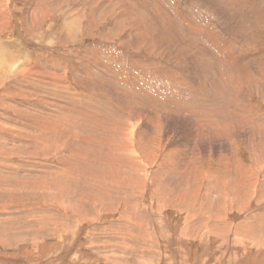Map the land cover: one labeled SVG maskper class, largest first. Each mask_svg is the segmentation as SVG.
I'll list each match as a JSON object with an SVG mask.
<instances>
[{
  "label": "rangeland",
  "instance_id": "obj_1",
  "mask_svg": "<svg viewBox=\"0 0 264 264\" xmlns=\"http://www.w3.org/2000/svg\"><path fill=\"white\" fill-rule=\"evenodd\" d=\"M35 1H37L38 3ZM35 1L15 0V6H13L15 8L13 13L5 15L7 19H9V27H2L4 30L0 35V132L3 133H0V250L6 253L5 255L7 256L8 260L6 261L7 263L5 262L6 264H29V262H26L24 259H22V257L26 255L27 249V251L30 252L33 244L43 241L42 243H51L50 245H53L55 243V245H57V243L59 241L61 242L62 239H64L65 244H69L67 245V247H71L72 250H67L69 248L68 247L66 248V252L62 250L61 254H59L60 252L57 251L55 247L50 251H46L47 253L45 252V255H48L49 259H54L55 262L52 261L53 264H75L78 263V259L82 264H86L88 262L89 256H91V259L93 261L91 262V264H97L95 263L94 259L99 260L100 258L104 260H101V263L99 264H157L158 261H163V263L166 264H173L175 261V252L173 253V251L175 249L180 250L182 247L183 248L181 250L183 252H181L180 250L181 253L179 255V252L177 250L176 255L181 257V260L185 264H188V253L190 249L188 251V248L180 245V247L176 246L174 243H171L169 245L170 242L168 243L167 241L171 238H174V236L166 234L155 224L157 223L156 221L161 220V218L159 215H155L156 212H154L153 209L156 208L150 205L152 202L157 199L163 200V203H166L165 205H167V214L170 215L172 212L175 213V210L185 211V214L183 215L184 220L187 219L189 215H193L195 223L191 224V226L200 227L204 230V224L210 225L212 220L224 215L226 211H231L229 209L230 207H237L238 210H243L244 208L247 209V206L248 208L250 207V202H258L261 208H263L264 210V139L262 138L256 139L254 141L250 140V142H247L248 140L245 141L246 138H244L245 142L243 141V138H240L235 143L236 151L233 156L220 157L215 155V153H212V155L208 158H205V156L202 155H198L199 151H197V148L193 149V152L195 153H193L194 158H186L185 155L184 158H181L180 156H177L180 154V152L174 153V151L179 148V146L176 145L175 142L177 141L178 137L182 138L180 130L181 133H183V129H178V132L175 135L161 134L157 136L155 142L152 144H147L143 140L139 142V146L140 144L142 145L140 147L144 152L147 150L145 152V159L153 166L156 165L157 168H159V170L156 168L154 170L155 172L149 173L150 178H152L151 180H154V184L156 182L155 186H157L158 189L154 187L153 190L151 186H148L147 192H145L144 183H141L143 181H140V179L134 182L135 184L132 183V185H130L131 187H129L127 183H125L124 185L119 184V182L116 183L118 175H127V170L125 171L124 169L120 168L119 170L118 168L116 170V168L108 167V171L102 168L103 170L101 169V172L100 168L96 165L97 163L93 161V159H90L92 158L95 151L97 152V150H87L89 153L88 161H91V163L86 162L80 164L81 162H79L80 165L86 166L85 168L88 171L89 169L90 172L93 171L92 175H94L92 177L89 176V178L86 179V177H82V174H79V172L77 171L76 173L78 175L75 173L76 177L72 178V176L74 175V172L72 171L73 166L67 164L72 159L68 158L69 152H67V145L69 144V140L71 138H69V132L65 131L66 126L75 127L77 128V130H87L89 127L91 128L89 129L91 133H99L98 143L100 149H98V151L103 153L105 149V142L103 138L104 127L108 125L112 127V124H116L119 122L117 119L121 115L119 111H117V109L119 108L120 104L128 102L126 99L127 94L130 96L132 95L128 90L130 86L135 83L138 85L139 83L140 85L145 86L146 89H151V87H153L152 89H155L154 91L156 93L160 92L159 94H163V96L168 95V91L174 92L175 90V93H177L181 92L182 89H188L189 87L187 86L189 84L183 82L185 77L183 79L180 71L175 68L172 71L173 73L170 72L171 74L168 73V75H166V73H163L162 76V73H160L159 71L143 72V67H149L150 63L153 64L152 66H155L159 63L160 67L166 69L165 64L163 65V63L169 62L176 65L179 64L178 62H180L182 68L186 67L182 70L187 72L188 67H191V61L187 56H184L180 52V50H176V53H174L172 47L180 42L179 38L177 39V36H174L177 43H163L159 45L158 42H155L154 36L149 35L148 33L146 36L142 35L141 40H137L134 36L136 33V31L134 30L131 32L132 35L129 36L134 37V42L132 41L134 44L132 42H130L129 44L128 41L123 40L126 36L125 31L127 27H129V24L124 23L125 26H122L123 23H119V19H121V15H119L121 13L120 10L125 13L129 11L131 18L134 12L135 14L141 15V12H136L138 10L129 8L127 5L118 4L114 5L113 8L107 5H103L102 7H100V0H46V3L45 0ZM146 1L148 2L149 0ZM161 1L162 5H159L162 6V9L166 11L161 12V14H166V16H168L166 18L167 20L169 18V15H171L175 20H179L178 22L181 23L180 19L176 18L177 13L174 12V3H172L171 0ZM233 1L234 0H211L207 2L206 0H204L197 6V4L194 5V0H188V3L186 2L187 5H182V7L184 6V8L182 9H185V14L189 15L193 22H197L199 23V25L201 22V29H203L204 25H207V27L204 30L205 35L203 36V38H197L198 44L193 41H188L187 43L183 44L187 46L188 50L191 49V47H189L190 44H195L197 47L200 46L198 47V49H201L200 51H202L201 53H203L204 56H202L201 54L200 56L198 55L197 58L198 61L199 59H201L197 68L199 74H202L198 76V79H200V83L198 84L199 89L196 87L192 88L190 85V89L188 91L189 95L188 93H186V96H183V98L190 97V99H187V101L186 99H183V101H179V107L185 108L186 106L185 109H187L191 106H198L204 110L209 103L208 97H210L211 99L213 98L212 103L221 104L223 106L225 104H228L229 102H233L234 96L235 98H240L242 96L241 94H239L241 93V89L236 93H233L232 91V87L234 88L235 84L238 83L240 85L241 78L238 76L237 69H234L235 65L232 64L229 60L231 57L229 55L225 56L226 52H224L221 47H226V49L228 50L244 47L247 50V54L249 53L251 57H264V30H262L264 28H258V30L255 29L258 32L253 36V41L250 42L249 45L244 44V39H242L241 36V26L242 24H244L241 22V20H243L242 18L244 17L243 11L241 9H236V4L235 2L233 4ZM149 2L150 4L147 5L148 9L144 10V13H146V15H150L149 11L151 8H153V12L152 9L151 12L155 16V8L158 6H153L154 4H152L151 1ZM155 3L158 5V0H155ZM213 5H215L214 7L219 6L223 9L221 15L219 16H222L221 18L223 19H228L226 25L222 22L223 19H221L220 22L218 21V16L212 18L213 13H211L208 9ZM149 6L152 7L150 8ZM33 7L36 8V10L38 9L37 11H35L36 15L34 21H32L33 19L31 18L29 19V13L32 12V10L34 9ZM1 10L7 11L8 9H0V11ZM222 14L225 15V17ZM24 15H26V19L23 17ZM174 15L176 16L174 17ZM156 21L157 22L155 24L151 25V29L157 27L154 30L159 31V29H161L160 24L157 19ZM209 21L212 23H210ZM35 22H37V24ZM1 24L6 25L5 22ZM223 27H225V29H223ZM237 28L239 30H237ZM28 29L29 31H25ZM250 29L254 30L253 28ZM208 33L214 34L218 41L221 43V46H218L213 41L209 42L208 40H206ZM184 36L188 37V31L184 34ZM123 43H125L127 46H125V44ZM201 44H203V47ZM107 49L111 51L108 50V52ZM219 54H221L222 56H219ZM108 56L111 57L109 58ZM131 56L133 58H131ZM217 56L219 58H222V62H220V59ZM135 57L137 58L134 59ZM145 57L150 58L151 62L150 60L146 63L142 62L141 59ZM263 63L264 61L261 63L260 67L262 75L264 74ZM207 64L211 65L207 66ZM259 64L260 63L256 61V65ZM30 65L33 67H37V69L39 68V70H45L46 74L42 76L49 77L45 78L39 76L41 78L40 83L29 81V79L24 76L23 69L26 66L28 67ZM252 66L253 64L249 63L246 65L245 69L252 70ZM76 67L80 69H77ZM208 68L209 70L207 71ZM211 68L215 69V71ZM123 69L125 71H123ZM84 71L86 74L84 73ZM111 74H113V76ZM129 74L130 76H128ZM172 74L176 77H174ZM79 75L82 76L80 77ZM133 75H136L138 80H135L134 77L132 78ZM78 76L80 79L76 78ZM236 76L240 79L238 80ZM170 77H172L173 79H170ZM50 78H53L54 80H50ZM91 81L96 82V84L95 91L92 95V97L94 98L91 97L90 99V93L82 85L84 84V82L88 83ZM247 82L252 87L255 84L252 78H248ZM12 86L15 87L16 90L9 91V88ZM121 87H123L129 93L124 92L125 94L122 95L123 91ZM200 87L204 88L200 89ZM104 88H108V94L106 95L107 97L111 95L115 96V98H113V101L110 102L116 103V94H121L120 97L123 101L118 102L119 105L117 103V105L113 108L114 111L113 109L110 110L113 111L112 113L114 114L110 113V116H108L107 119H101V121L107 123L106 125H103L101 123L100 126H88V124L86 126H83L81 123L85 124L88 121L87 119L91 118L90 115L99 113V111H104V109L108 110V107L104 104L102 99L103 94H106ZM112 88L117 89L116 94L115 92H113ZM149 89L148 91H150ZM157 89L159 92L157 91ZM196 89L199 93L196 92ZM29 90H31L32 92ZM97 91H100V97H97V95H95V92ZM148 91L147 94L149 93ZM21 92L23 94L25 92L26 93L25 95H23ZM73 95L75 96V98L72 97ZM133 95L132 97L134 98L135 96ZM148 95H150V97H148L147 102L156 104L161 103L164 105V103L157 97L152 96L150 93ZM172 95L174 96L173 93ZM28 96H32L33 99L29 98ZM193 96L199 97L200 99H194ZM258 96L261 98L262 95H258V93L253 92L252 101L254 102V105L260 106L259 108L261 109H259L258 111L260 113L262 112L263 114L264 103L258 100ZM175 97L177 96L175 95ZM88 99L91 100L89 101L90 103L93 101L92 104L87 101ZM134 99L136 101L133 100L131 102H138L140 104L139 106L141 107H150V104H148L147 102H140L136 97ZM83 102L86 103L83 104ZM21 103L24 105L22 106V108ZM30 104H32L33 108L37 110L33 111L31 109L28 113L25 109L27 106L30 109ZM97 105H99V107ZM130 107L136 108V106L132 104H130ZM169 107L175 109L177 108L174 104H170ZM166 108L167 107L165 106L164 109L159 110L158 115L163 114ZM2 110L3 112H1ZM84 113L89 116L88 117L86 115V120L80 117ZM111 114L115 117L113 116L112 118ZM78 118L80 121L77 120ZM177 121L181 122L182 119H178ZM40 122L43 124H41ZM75 122H78L79 124L77 125V123ZM260 122V125L263 127L260 131H257L261 136L264 134V121L262 122L260 120ZM84 127L87 128L85 129ZM140 128H142V126ZM6 136L9 138H7ZM54 137L57 139L58 146V153H55V157L57 154L58 155L57 158H52V164V162L46 161L38 154H43L47 149L50 148L52 142L46 141L51 140V138ZM21 141H23L27 145L22 146ZM30 141H34V144H30ZM76 143L77 146L82 147L81 141ZM161 146L162 148H164L162 151H159ZM32 147H35L37 149H34ZM64 148L66 153L62 151ZM157 150L159 151V154L156 156ZM151 151L153 155L151 154ZM59 154L61 156H59ZM146 155H148L147 158ZM196 159H198L197 168L188 170L187 166L189 165V163ZM105 161L107 162V157L103 156L104 164L106 163ZM180 164L182 166H180ZM35 165L39 167L35 169ZM44 165H52V167L54 168L51 167L45 172ZM90 165H93L95 168ZM95 165L97 166V171L99 172H96ZM177 166H180V168L183 167L184 170H178L176 168ZM103 171L116 174H113V178H111V180L110 178H108L112 183L108 179H105V182L104 178L98 177L100 173H103ZM160 171L162 173H160ZM259 177L260 180L259 183H257V179ZM82 179L86 182H83ZM3 180L5 183L3 182ZM103 182L106 184H104ZM33 183L35 184L33 185ZM256 183L257 189L260 190L259 195H256L255 193ZM134 185H137V188ZM149 191L151 192V195L149 194ZM197 191L199 192L197 193ZM47 192L49 194H52L49 195ZM178 193L180 194L178 195ZM131 194L133 195V197ZM52 196H54V199L52 198ZM163 196L166 197L164 198L165 201L163 198H161ZM171 197H173L174 199ZM184 197L187 198L185 199ZM168 198H170V200ZM172 200L173 202H171ZM120 204H122L123 206H120ZM132 204H134L133 206H135L137 210L135 207H132ZM152 212L155 214H153ZM106 214H108L110 217H116L101 220V218ZM91 218H94V221H97V224L89 228L86 225L84 227L83 238L75 240L77 238V236L75 235V229H77L78 227L77 223L85 221L86 219L87 220L85 223H87L88 219ZM164 223L165 221H162V224ZM234 226L235 228L231 230H235L237 232L236 237L238 239H241V236L244 235H246V238H249L251 235L250 238L253 242L257 241V239H260L264 242V211L251 213L250 215H247L246 219H244L242 222L240 220L236 221ZM215 227L217 229V234H219L220 236L226 235L228 229L224 224L217 222L215 224ZM143 228L145 230H143ZM196 229L198 228L185 227V230L183 232L191 234ZM157 230L159 231L157 232ZM160 231L162 234L160 233ZM229 233L230 231L228 232L227 237H229ZM254 233L258 235L255 234V236ZM61 235L63 236L62 239ZM175 237L179 236L176 235ZM69 239H73L74 242H70L71 240ZM1 240L3 242H1ZM79 241L84 247L79 243ZM150 241H152L153 243ZM77 242L79 245L77 244ZM76 245H78V247ZM200 245L201 246H199V248L203 249V253H210L211 249L209 248L206 239L203 243H200ZM123 246L126 247L123 248ZM218 246L220 245H217V247ZM76 248H79L80 253H78V250H76ZM164 249L165 251H163ZM51 253H53V255ZM81 253H83V257H80L78 255ZM86 253L89 255H87ZM202 255L200 254L199 262L202 258ZM64 256L66 257V259L64 258ZM13 258H16V260L14 259V261ZM32 259L38 258L34 255ZM172 259L174 261H172ZM227 259L229 260L230 258L226 257L225 260Z\"/></svg>",
  "mask_w": 264,
  "mask_h": 264
},
{
  "label": "bare ground",
  "instance_id": "obj_2",
  "mask_svg": "<svg viewBox=\"0 0 264 264\" xmlns=\"http://www.w3.org/2000/svg\"><path fill=\"white\" fill-rule=\"evenodd\" d=\"M35 1V0H34ZM152 2V4H154L153 6H158L155 8V16L154 14H152L153 12V8H151L152 6H149L152 9H150V15H146V13H144V10H147L148 6L150 4V2ZM148 2L146 0H100L99 4L101 5L100 7H102L103 5H107L111 8L114 7V5H127L129 8H133L136 9L138 11L136 12H141V15L135 14V12L132 15H130V12L128 11L127 13L122 12L119 14L121 15V19H119V23H123L122 26H125L124 23H128L129 27H127L125 34L126 36L124 37L123 40H126L129 42H132L134 37L131 36L129 37L132 31H136L135 33V38L137 40H141V36L144 35L146 36L147 33L149 35L154 36L155 38V42H158L159 45L163 44V43H177L176 38L174 36H177V39L179 38L180 42L177 45V49H176V45L172 47V49L174 50V53H176V50H180V52L184 55L187 56L190 59V68L188 67L187 72L183 71L182 69H185L186 67L181 66L180 62H178L179 64H174V63H163V65L165 64V68L163 69L162 67H160L159 63L156 64L155 66H152L153 64H149V67H143V72H148V71H159L160 73H163L166 75H168V73H173V69H177L178 71H180V74L182 75L184 81L186 82L187 86L192 88H198V84L200 83V79H198L199 75V71H198V65L201 61V59H199L198 61V55L200 56L203 53H201L202 51H200L198 49V47L200 46H196L195 44H190L189 47H191V49L188 50L187 46L183 45L185 43H187L188 41H193L196 44L197 43V38H203V36L205 35V29L207 27V25H204L203 29L200 28L201 26V22L200 25L197 22H193V20H191V18L189 17V15L185 14V9L183 10L182 8H184V6L182 7L183 4L188 3V0H171L174 6V12L177 13V17L180 19L179 23L177 20H175L171 15H169L168 20L166 19L168 16H166V14H161V12H166L164 9H162V6H160L159 4H161V0H158V5L155 3V0H149ZM204 0H194V5L200 4L202 3ZM207 2L211 1V0H206ZM37 2V1H35ZM43 2V1H42ZM187 2V3H186ZM232 2V1H231ZM236 4L235 7H237L236 9L238 10H242L243 11V20H241L242 23V31H241V36L242 39H244V44H248L250 42H252V38L253 36L258 32L255 29L258 30V28L262 29V27L264 28V0H234L233 4ZM38 3V2H37ZM46 3V0H45ZM55 3V2H54ZM30 4V3H29ZM47 5V4H46ZM162 5V4H161ZM192 5V4H190ZM192 5V6H194ZM15 6V0H0V9H8L7 11H0V35L3 32V28L2 27H9V19H7V17L5 16L6 14L9 15L11 13H13ZM34 6V5H32ZM92 6V5H91ZM160 6V7H159ZM215 5L211 6L208 10L213 13V17L215 18L218 16V21L220 22L222 16L221 12H222V8L219 6L214 7ZM34 8V7H33ZM37 8V6H36ZM36 8H34L32 10L31 13H29V19H33L32 21H34L35 18V11ZM110 8V9H111ZM167 8V7H166ZM188 8V7H187ZM186 8V9H187ZM109 9V10H110ZM129 10V9H127ZM191 10V9H190ZM27 11V10H26ZM43 11V10H42ZM101 11V10H100ZM111 11V10H110ZM113 11V10H112ZM45 12V11H44ZM43 12V13H44ZM187 12V11H186ZM189 12V11H188ZM240 12V11H239ZM47 13H48V9H47ZM231 13V12H230ZM229 13V14H230ZM241 13V12H240ZM25 14V13H24ZM189 14V13H187ZM39 15V14H38ZM41 15V14H40ZM98 15V14H97ZM101 15V14H100ZM168 15V14H167ZM223 15V14H222ZM227 15V14H226ZM232 15V14H231ZM230 15V16H231ZM26 15H24L23 17L25 18ZM107 16V15H106ZM176 15H174L175 17ZM210 16V15H209ZM225 17V15H223ZM237 16V15H236ZM11 17V16H10ZM155 18V19H153ZM211 18V17H210ZM227 18V17H226ZM232 18V17H231ZM241 18V17H240ZM26 19V18H25ZM28 19V18H27ZM99 19V17H98ZM156 19L159 21L160 24V28L159 31L154 30L156 28L151 29V25L155 24L157 21ZM167 21H166V20ZM235 20V19H234ZM96 21V20H95ZM102 21V20H101ZM100 21V22H101ZM130 21V22H129ZM214 21V20H213ZM217 21V19H216ZM228 19H223V23L226 25L227 24ZM5 22L6 25H2L1 23ZM24 22V21H23ZM210 22V21H209ZM32 23V22H31ZM37 24V22H35ZM99 23V22H98ZM212 23V22H210ZM229 23V22H228ZM220 24V23H219ZM94 25V24H93ZM199 25V26H198ZM95 26V25H94ZM133 26V27H132ZM158 26V25H157ZM30 27V26H29ZM32 27V24H31ZM117 27V26H116ZM195 27V28H193ZM214 27V26H213ZM227 27V26H225ZM225 27H223V29H225ZM125 28V27H124ZM250 28H253L254 30H251ZM117 30V29H116ZM237 30H239L237 28ZM264 30V29H262ZM25 31H29L25 30ZM188 31V37H185L184 34ZM218 31V30H217ZM261 31V30H260ZM123 32V31H122ZM227 32V31H226ZM234 32V31H233ZM27 33V32H26ZM107 33V32H106ZM237 33V32H236ZM235 33V34H236ZM260 33V32H259ZM108 36V35H107ZM105 37V36H104ZM116 37V36H115ZM224 37V36H223ZM226 37V36H225ZM108 38V37H107ZM94 39V38H93ZM112 39V38H111ZM227 39V38H226ZM236 39V38H235ZM136 40V41H137ZM209 42L213 41L215 42L218 46H221V43L218 41V39L215 37L214 34L208 33L207 35V39ZM229 40V39H227ZM121 41V40H120ZM119 41V42H120ZM153 41V40H152ZM230 41V40H229ZM134 42V41H133ZM132 42V43H133ZM121 43V42H120ZM111 44V43H110ZM125 44V43H123ZM134 44V43H133ZM148 44V43H147ZM157 44V45H158ZM136 45V44H135ZM203 47V44H201ZM109 46V45H107ZM125 46H127L125 44ZM113 47V46H112ZM134 47V46H133ZM145 47V46H144ZM119 48V47H118ZM126 48V47H125ZM222 50H224V52H226V55H229L231 58L229 59L230 62L232 64L235 65L234 69H237L238 72V76L241 78L240 80V85L235 84L234 88L232 87V91L233 93L238 92L241 89V94L242 96L240 98H235L233 99V102H229L228 104L225 105H221V104H215L212 103V99L210 97L208 100V104L207 107L203 110L202 108L198 107V106H191L190 108H186V104L184 105L185 108L183 107H179V101H183V99L187 101V99H190V97H186L183 98V96L188 93L189 91V87L188 89H182L181 92H177L175 93L173 91H168V95L163 96V94H159L156 93L151 87V89H149L150 91H148V89L145 88V86H142L138 83V85L135 83L132 86L129 87V92L130 94H134L133 96H135L140 102H147L148 97H150V95H148L149 93L154 96L157 97L158 99H160L164 105L167 107L166 110L164 111L163 114L158 115V111L161 109H164V105L161 103H149L150 107H141L139 106L140 104L138 102H131V101H136L132 95H126V99L128 102L126 103H122L119 105L118 102L123 101L121 99V94H116L117 93V89H113V92H115L117 98H116V103L115 102H110L113 101V98H115V96L111 95L109 97H107L106 95L108 94V88H104V91L106 92V94H103L102 99L104 104L108 107V110L104 111H99V113H92L93 115H90L91 118L87 119L86 115L87 114H83V115H79L82 119H87L88 121L83 124L81 123L83 126L87 125H96V126H100L101 123L103 125H106L107 123H104L103 121H101V119H104L108 116H110V113H112L114 111V107L117 105H119V108L117 109V111H119L120 113V117L117 119L119 122L116 124H112V127L110 125L105 126L104 127V142H105V149L102 152H99L98 149L99 148V143H98V137H99V133H91L88 127L87 130H77V128L75 127H70V126H66L65 127V131L69 132V138H71L69 140V144L67 145V152H69L68 158L71 159L70 162H68L67 164L73 166L72 171L75 173L78 171L79 174H82L81 176L89 178L92 177V172H90L85 168L86 166L80 165L82 163H91V161L89 160V153L88 151L91 150H97V152L95 151V153L93 154L92 158L93 161H95L97 164V166L100 168V170L103 169H108V167L110 168H119L120 169H124L125 171L127 170L128 173H126L127 175H118V179L116 180V183L119 182V184L124 185L125 183H127L129 185V187H131L130 185L135 184L134 182H136L137 180L140 179V181H143L141 183H144V189L145 192H147V187L151 186V188L154 190V187L157 188V186H155L154 184V180H151L152 178H150V172L153 173L155 172L154 170L157 168L156 165H152L151 163H149L146 159H145V152L147 151H143L141 149L140 146H142L140 144L139 146V142L141 141H145V143L149 144V143H154L155 139L157 138V136L164 134H171V135H175L178 132V129H183V133H181L180 130V134H182V138H177V141L175 142L176 145L179 146V148H177L174 153H178L180 152L179 155L181 158H184V155L186 156V158H194V152L193 149L197 148L198 155H202L205 156V158H208L209 156L212 155V153H215V155L220 156V157H225V156H233L235 154V143L238 141V139L244 138L245 141L250 142L254 141L256 139L262 138L264 139V134L260 136V134L258 133V131H260L262 129L263 126L260 125V120L263 122L264 119V113L262 114V112L260 113L258 110L261 109L259 108L260 106H256L254 105L253 101H252V96H253V92L258 93V95H262L261 98L259 97L258 100H260L262 103H264V74L262 75V72L260 71V67H261V63L264 61V57L262 58H253L250 56V54H247V50L244 47L241 48H234V49H226V47H221ZM103 49V48H102ZM101 49V50H102ZM130 49V48H128ZM203 49V48H202ZM109 49H107L108 51ZM115 50V49H114ZM133 50V49H132ZM139 50V49H138ZM172 50V52H173ZM210 50V49H209ZM213 50V49H212ZM100 51V50H99ZM104 51V50H103ZM111 51V50H109ZM108 51V52H109ZM124 51V50H123ZM127 51V50H126ZM166 51V50H165ZM119 52V51H118ZM125 52V51H124ZM136 52V51H135ZM141 52V51H140ZM106 53V52H105ZM123 53V52H122ZM173 53V54H174ZM101 54V53H100ZM110 54V53H109ZM132 54V52H131ZM224 54V53H223ZM102 55V54H101ZM106 55V54H104ZM119 55V53H118ZM136 55V54H135ZM148 55V54H146ZM221 54H219L220 56ZM133 56V55H132ZM131 56V58H133ZM222 56V55H221ZM109 57V56H108ZM111 57V56H110ZM109 57V58H110ZM117 57V55H116ZM115 57V58H116ZM140 57V56H139ZM218 57V56H217ZM108 58V59H109ZM114 58V60H115ZM124 58V57H123ZM130 58V59H131ZM137 57H135L134 59H136ZM202 58V57H201ZM215 58V57H213ZM212 58V59H213ZM219 58V57H218ZM225 58V57H224ZM72 59V58H71ZM113 59V58H112ZM120 59V58H119ZM217 59V58H216ZM220 62H222V58L220 57ZM226 59V58H225ZM111 60V59H110ZM109 60V61H110ZM117 60V59H116ZM151 62L150 58H142L141 61L142 62ZM263 60V61H262ZM121 61V60H119ZM123 61V60H122ZM140 61V60H139ZM213 61V60H212ZM256 61H258L260 64L256 65ZM106 62V61H105ZM124 62V61H123ZM160 62V61H159ZM175 62V61H174ZM113 63V62H112ZM122 63V62H120ZM153 63V62H152ZM212 63V62H211ZM253 64L252 66V70H247L245 69L247 64ZM30 64V63H29ZM115 64V63H114ZM130 64V63H129ZM185 64V63H184ZM106 65V64H105ZM123 65V64H122ZM211 64H207V66H209ZM213 65V64H212ZM215 65V63H214ZM4 66V65H3ZM40 66V65H39ZM44 66V65H43ZM65 66V65H63ZM62 66V67H63ZM116 66V65H115ZM264 66V63H263ZM262 66V67H263ZM139 67V66H138ZM234 67V66H233ZM77 68V67H76ZM125 68V66H124ZM53 69V68H52ZM80 69V68H77ZM83 69V68H82ZM108 69V68H107ZM128 69V68H127ZM213 69V68H211ZM210 69V70H211ZM54 70V69H53ZM61 70V69H60ZM69 70V69H68ZM89 70V69H88ZM121 70V68H120ZM209 70V68L207 69V71ZM215 71V69H213ZM262 70V69H261ZM11 71V70H10ZM20 71V70H19ZM50 71V70H49ZM56 71V70H55ZM76 71V70H75ZM78 71V70H77ZM87 71V70H86ZM123 71H125L123 69ZM192 71V73H191ZM24 72V76L27 77L29 79V81H33L36 83H40L41 82V78L39 76L45 75V70H39V68L37 69V67H33V66H26L23 69ZM58 72V71H57ZM83 72V71H82ZM236 72V71H235ZM85 73V71H84ZM89 73V72H88ZM124 73V72H123ZM170 73V74H171ZM50 74V73H49ZM48 74V75H49ZM64 74V73H63ZM66 74V73H65ZM81 74V73H79ZM86 74V73H85ZM155 74V73H154ZM169 74V75H170ZM215 74V72H214ZM55 75V74H54ZM62 75V74H61ZM113 76V74H111ZM115 75V74H114ZM123 75V74H122ZM173 75V74H172ZM180 75V76H181ZM236 75V74H235ZM56 76V75H55ZM80 76V75H79ZM78 77V79H80ZM82 76V75H81ZM80 76V77H81ZM107 76V75H106ZM130 76V74L128 75ZM160 76V75H159ZM174 76V75H173ZM172 76V77H173ZM212 76V75H211ZM250 76V77H249ZM42 77H49V76H42ZM51 77V76H50ZM65 77V76H64ZM70 77V76H69ZM84 77V75H83ZM123 77V76H122ZM135 78V80L137 78L136 75H133L132 78ZM170 77V79L172 78ZM176 77V76H174ZM210 77V76H209ZM215 77V76H214ZM230 77V76H229ZM237 77V76H236ZM239 77L238 80L240 79ZM54 78V77H53ZM53 78H50L53 79ZM74 78V77H73ZM90 78V77H89ZM163 78V77H162ZM181 78V77H180ZM208 78V77H207ZM248 78H252L253 81L255 82L254 86H250V84L247 82ZM91 79V78H90ZM111 79V78H110ZM173 79V78H172ZM176 79V78H175ZM54 80V79H53ZM71 80V79H70ZM93 80V78H92ZM99 80V79H98ZM107 80V78H106ZM204 80V78H203ZM209 80V79H208ZM45 81V80H44ZM78 81V80H77ZM81 81V80H80ZM103 81V80H102ZM101 81V82H102ZM125 81V80H124ZM129 81V79H128ZM181 81V80H180ZM251 81V79H250ZM83 82V81H82ZM100 82V81H99ZM117 82V81H116ZM123 82V81H122ZM174 82V81H173ZM35 83V84H36ZM49 83V82H48ZM74 83V82H73ZM106 83V82H105ZM178 83V82H177ZM185 83V85H186ZM34 84V83H33ZM55 84V83H54ZM95 84L96 82H88L82 85L89 93V98L91 99L93 92L95 91ZM253 84V83H252ZM38 85V84H37ZM56 85V84H55ZM98 85V84H97ZM146 85V84H143ZM155 85V84H154ZM183 85V84H182ZM54 86V85H52ZM105 86V85H104ZM120 86V85H119ZM157 86V85H156ZM164 86V85H163ZM169 86V85H168ZM167 86V87H168ZM181 86V85H180ZM241 86V87H240ZM22 87V86H21ZM35 87V86H34ZM159 87V86H158ZM185 87V86H184ZM184 87H180V88H184ZM205 87V86H204ZM202 87V88H204ZM8 88V87H7ZM19 88V87H18ZM82 88V87H81ZM120 88V87H119ZM176 88V87H174ZM200 87V89H202ZM228 88V87H227ZM30 89V88H29ZM44 89V88H43ZM60 89V88H58ZM101 89V88H99ZM110 89V87H109ZM123 94H125L124 92H128L127 90H125L123 87H121ZM167 89V88H165ZM170 89V88H168ZM172 89V88H171ZM199 89V88H198ZM12 90H16L15 87H10L9 91ZM64 90V89H63ZM81 90V89H80ZM84 90V89H83ZM193 90V89H192ZM197 90V89H196ZM217 90V89H216ZM31 91V90H29ZM72 91V90H71ZM147 91L149 92L147 94ZM32 92V91H31ZM80 92V91H79ZM128 92V93H129ZM136 92V94H135ZM138 92V93H137ZM162 92V91H161ZM198 92V90L196 91ZM202 92V90H201ZM22 93V92H21ZM26 93V92H25ZM25 93L23 95H25ZM69 93V92H68ZM119 93V91H118ZM172 93L174 94V96L172 95ZM191 93V90H190ZM193 93V92H192ZM199 93V92H198ZM197 93V94H198ZM72 94V92H71ZM81 94V93H80ZM59 95V94H58ZM62 95V94H61ZM95 95H97V97H100V91L95 92ZM172 95V96H171ZM175 95L178 97H175ZM189 95V93H188ZM193 95V94H192ZM219 95V94H218ZM78 96V95H77ZM88 96V95H87ZM186 96V95H185ZM221 96V94H220ZM225 96V95H224ZM19 97V96H18ZM29 98L33 99L32 96H28ZM71 97V96H70ZM73 98H75V96H72ZM80 97V95H79ZM82 97V96H81ZM96 97V98H97ZM194 97V96H193ZM228 97V96H227ZM24 98V97H23ZM66 98V97H65ZM94 98V97H92ZM145 98V99H144ZM192 98V96H191ZM4 99V97H3ZM30 99V100H31ZM70 99V98H69ZM155 99V98H154ZM153 99V100H154ZM194 99H200L199 97H194ZM193 99V100H194ZM8 100V98H7ZM26 100V99H25ZM75 100V99H73ZM79 100V99H78ZM22 101V100H21ZM37 101V100H36ZM84 101V100H83ZM88 102L91 100H87ZM96 101V100H95ZM102 101V100H101ZM189 101V100H188ZM230 101V100H229ZM82 102V101H81ZM93 102V101H92ZM92 102L90 104H92ZM17 103V102H15ZM72 103V102H70ZM77 103V102H76ZM86 102H83V104ZM98 103V102H97ZM188 103V102H187ZM35 104V103H34ZM69 104V103H68ZM80 104V103H79ZM96 104V103H95ZM130 104L135 105L136 108H131ZM170 104H174L177 108H172L169 107ZM182 104V103H181ZM28 105V104H27ZM38 105V104H37ZM89 105V104H88ZM101 105V104H99ZM99 105H97L99 107ZM104 105V106H105ZM192 105V104H191ZM22 106H24L21 103V108ZM36 106V105H35ZM96 106V107H97ZM183 106V105H181ZM66 107V106H64ZM74 107V106H73ZM106 107V108H107ZM189 107V106H188ZM9 108V107H8ZM11 108V107H10ZM43 108V107H42ZM69 108V107H68ZM37 110L33 108V105L30 104V109L27 106L26 107V111L29 113V110ZM45 109V107H44ZM51 109V108H50ZM96 109V108H95ZM113 111H110L112 110ZM12 110V109H11ZM10 110V112H11ZM88 110V109H87ZM94 110V108H93ZM92 110V111H93ZM84 111V110H83ZM261 111V110H260ZM3 112V110L1 111ZM59 112V111H58ZM82 112V111H81ZM80 112V113H81ZM86 112V111H85ZM6 113V112H5ZM36 113V112H35ZM47 113V112H46ZM76 113V111H75ZM116 113V111H115ZM259 113V115H258ZM14 114V112H13ZM12 114V115H13ZM114 114V113H112ZM111 114V115H112ZM77 115V117H78ZM119 115V114H118ZM5 116V115H4ZM20 116V115H19ZM43 116V114H42ZM70 116V115H69ZM88 116V115H87ZM114 115H112L113 118ZM89 117V116H88ZM115 117V116H114ZM80 118V119H81ZM117 118V117H116ZM24 119V118H23ZM76 119V117H75ZM178 119H182L181 122H178ZM79 120V118L77 119ZM76 120V121H77ZM84 120V121H85ZM116 120V119H115ZM80 121V120H79ZM82 121V120H81ZM83 122V121H82ZM24 123V122H23ZM41 123V122H40ZM77 125L79 124L78 122ZM2 124V123H1ZM43 124V123H41ZM40 124V125H41ZM80 124V125H81ZM38 126V125H37ZM76 126V125H75ZM142 126V128H140ZM91 127V126H90ZM42 128V127H41ZM57 128V127H56ZM81 128V126H80ZM85 128V127H84ZM87 128V127H86ZM85 128V129H86ZM100 128V127H99ZM44 130V129H43ZM258 130V131H257ZM41 131V130H40ZM1 133V132H0ZM3 134V133H1ZM3 136V135H2ZM9 136V135H8ZM7 137V136H6ZM59 137V136H57ZM9 138V137H7ZM11 138V136H10ZM63 138V136H62ZM159 138V137H158ZM14 139V138H13ZM22 139V137H21ZM59 139V138H58ZM60 140V139H59ZM164 140V139H163ZM242 140V139H241ZM61 141V140H60ZM81 141V145L82 147L77 146L76 142H80ZM244 141V142H245ZM261 141V140H260ZM22 142V146L27 145L26 143ZM26 142V141H25ZM46 142H52L51 146L49 149L46 150L45 153L41 154L39 153L38 155L40 157H43L46 161H50L52 162V158L55 157V153L57 152V139L51 138V140H48ZM158 142V141H157ZM242 142V141H241ZM259 142V141H258ZM143 143V142H142ZM30 144H34V141H30ZM144 144V143H143ZM144 146V145H143ZM166 146V145H165ZM146 147V145H145ZM144 147V148H145ZM34 149H37L35 147H32ZM143 148V147H142ZM164 148V147H163ZM162 146L160 147L159 151L163 150ZM147 149V148H146ZM59 150V149H58ZM62 150V149H61ZM88 150V151H87ZM65 152V148L62 150ZM159 151L157 150L156 156L159 154ZM66 153V152H65ZM148 153V152H147ZM194 153V154H193ZM152 154V151H151ZM150 154V155H151ZM58 155V154H57ZM57 155L55 158H57ZM64 155V154H63ZM83 155V156H82ZM107 157V162L104 164L103 162V156ZM115 155V156H113ZM153 155V154H152ZM59 156H61L59 154ZM148 155H146L147 158ZM67 157V156H66ZM64 157V158H66ZM84 157V158H83ZM91 157V156H90ZM150 157V156H149ZM152 157V156H151ZM235 157V156H234ZM61 158V157H60ZM179 158V157H178ZM197 160H194L192 162L189 163V165L187 166L188 170L191 169H196L197 168ZM65 161V160H64ZM69 161V160H68ZM79 162H81L79 164ZM153 162V161H152ZM182 163V162H181ZM53 164V162H52ZM95 164V163H94ZM63 165V164H62ZM95 165V166H96ZM167 165V164H166ZM66 166V165H65ZM70 166V167H71ZM93 166V165H90ZM97 166H96V172L97 171ZM180 166H182L180 164ZM180 166H177L176 168L178 170H184L183 167L180 168ZM39 166L35 165L34 168H38ZM52 165H44V170L46 172L47 169L51 168ZM263 167V165H262ZM33 168V169H34ZM54 168V167H52ZM90 168V167H89ZM92 168V167H91ZM93 168H95L93 166ZM167 168V167H166ZM102 169V170H103ZM159 170V168H157ZM69 170V169H68ZM71 170V169H70ZM101 170V172H102ZM171 170V169H170ZM32 171V170H31ZM43 171V170H41ZM82 171V172H81ZM108 171V170H107ZM124 171V172H125ZM174 171V168H173ZM186 171V170H185ZM67 172V171H66ZM171 172V171H170ZM188 172V171H187ZM4 173V172H3ZM49 173V171H48ZM47 173V174H48ZM60 173V172H59ZM119 173V172H118ZM117 173V174H118ZM157 173V172H156ZM160 173H162L160 171ZM165 173V172H164ZM163 173V174H164ZM264 173V172H263ZM30 174V173H29ZM39 174V173H38ZM54 174V173H53ZM77 174V173H76ZM99 174V173H97ZM114 174V173H113ZM113 174L111 172H104L100 173V175L98 177L100 178H104V181L106 182L105 179L113 178ZM120 174V173H119ZM146 174V175H145ZM162 174V176H163ZM40 175V174H39ZM42 175V174H41ZM67 175V173H66ZM73 177H76L75 176ZM78 175V174H77ZM116 175V174H114ZM145 175V176H144ZM152 175V174H151ZM159 175V174H158ZM167 175V174H166ZM264 175V174H263ZM261 175V176H263ZM55 176V175H54ZM53 176V177H54ZM58 176V175H57ZM80 176V177H81ZM96 176V175H95ZM156 176V175H155ZM154 176V177H155ZM260 176V177H261ZM5 177V176H4ZM43 177V176H42ZM152 177V176H151ZM159 177V176H158ZM260 177L257 179V183H259ZM15 178V177H14ZM70 178V177H69ZM116 178V176H115ZM157 178V177H156ZM201 178V177H200ZM264 178V177H263ZM11 179V178H10ZM57 179V178H56ZM76 179V178H75ZM74 179V181H75ZM85 179V180H86ZM96 179V178H95ZM142 179V180H141ZM163 179V178H162ZM161 179V180H162ZM204 179V178H202ZM12 180V179H11ZM50 180V179H49ZM89 180V179H88ZM102 180V179H100ZM109 180V179H108ZM109 180V181H110ZM114 180V181H115ZM166 180V179H165ZM83 182H86L82 179ZM99 181V180H98ZM96 181V182H98ZM152 181V182H151ZM167 181V180H166ZM201 181V180H199ZM4 182V180H3ZM15 182V181H12ZM18 182V181H17ZM57 182V181H56ZM78 182V181H77ZM100 182V181H99ZM111 182V181H110ZM139 182V181H138ZM151 182V183H150ZM159 182V181H158ZM205 182V181H204ZM256 182V180H255ZM5 183V182H4ZM36 183V182H35ZM33 183V185L35 184ZM48 183V182H47ZM50 183V182H49ZM55 183V182H53ZM79 183V182H78ZM102 183V182H101ZM104 183V182H103ZM108 183V181H107ZM112 183V182H111ZM115 183V182H114ZM160 183V182H159ZM254 183V182H253ZM257 183H256V195L260 194V190L257 189ZM19 184V183H18ZM39 184V183H38ZM42 184V183H41ZM61 184V183H60ZM82 184V183H81ZM106 184V183H104ZM140 184V183H139ZM255 184V183H254ZM8 185V184H7ZM15 185V184H14ZM46 185V183H45ZM54 185V184H53ZM138 185V184H137ZM137 185L136 186L137 188ZM259 185V184H258ZM43 186V185H42ZM68 186V185H67ZM121 186V185H120ZM162 186V185H161ZM160 186V187H161ZM35 187V186H34ZM44 187V186H43ZM61 187V186H60ZM72 187V186H71ZM106 187V185H105ZM127 187V185H126ZM5 188V187H4ZM69 188V187H68ZM254 188V189H255ZM119 189V188H118ZM151 189V190H152ZM158 189V188H157ZM162 189V188H161ZM36 190V189H35ZM59 190V189H58ZM150 190V191H151ZM201 190V189H200ZM199 190V191H200ZM70 191V190H69ZM149 191V192H150ZM163 191V190H162ZM197 191V193L199 192ZM125 192V191H124ZM131 192V191H130ZM143 192V191H141ZM144 192V193H145ZM156 192V190H155ZM160 192V191H159ZM48 193V192H47ZM121 193V192H120ZM132 193V192H131ZM138 193V191H137ZM161 193V192H160ZM163 193V192H162ZM254 193V194H255ZM45 194V193H44ZM49 194V193H48ZM52 194V193H50ZM49 194V195H50ZM141 194V193H140ZM151 195V192L149 193ZM165 194V193H164ZM168 194V193H167ZM170 194V192H169ZM168 194V195H169ZM173 194V193H172ZM176 194V193H175ZM180 193H178L179 195ZM196 194V192H195ZM126 195V193H125ZM132 195V194H131ZM145 195V194H144ZM155 195V193H154ZM162 195V194H161ZM63 196V195H62ZM137 196V195H136ZM141 196V195H140ZM157 196V195H156ZM166 196V195H165ZM171 196V195H170ZM188 196V194H187ZM54 196H52L53 198ZM124 197V196H123ZM133 197V195H132ZM148 197V196H147ZM150 197V196H149ZM167 197V196H166ZM166 197H161V198H166ZM177 197V196H176ZM181 197V196H180ZM179 197V198H180ZM143 198V197H142ZM145 198V197H144ZM156 198V197H155ZM173 198V197H171ZM185 199L187 197H184ZM245 198V197H244ZM54 199V198H53ZM125 199V198H124ZM146 199V198H145ZM150 199V198H149ZM170 200V198H168ZM174 199V198H173ZM183 199V198H181ZM54 201V200H52ZM122 201V200H121ZM126 201V200H125ZM165 201V199H164ZM167 201V200H166ZM176 201V200H175ZM64 202V201H63ZM127 202V201H126ZM152 202V201H151ZM173 202V200L171 201ZM199 202V201H198ZM244 202V201H243ZM55 203V202H54ZM122 203V202H121ZM241 203V202H240ZM45 204V203H44ZM64 204V203H63ZM166 204V203H165ZM163 203V200H155L154 202H152L150 205H152L153 207H155L156 209H153L155 213V215H159L161 220L156 221L157 223H155L157 225L158 228L162 229L166 234L168 235H173L174 238L169 239L167 242L169 243V245L171 243H174L176 246H184L186 248H188L189 251V262H187L188 264H264V246H263V241H261L260 239H257V241H252L251 240V235H250V239L246 238V235L241 236V239H238L236 236V231L235 230H231L234 229L235 226L234 224L236 223V221L240 220L241 222L246 219L247 215H250L251 213H258V212H263V208H261V206L259 205L258 202H250L249 205L250 207L247 209H243V210H238L237 207H230L229 209L231 211H226L224 213V215L215 218L214 220H212L211 224H204V229L200 228V227H192L191 224L195 223V220L193 219L194 216L193 215H189L187 217V219H183V215L185 214V211H181V210H175V213L172 212L171 215L167 214L168 209H167V205H165ZM173 204V203H172ZM177 204V203H176ZM233 204V203H231ZM55 205V204H54ZM122 204H120L121 206ZM127 205V204H126ZM134 204H132V207ZM138 205V204H137ZM190 205V204H187ZM235 205V204H234ZM65 206V205H63ZM67 206V205H66ZM123 206V205H122ZM125 206V205H124ZM233 206V205H232ZM119 208V206H118ZM136 208V207H135ZM147 208V207H146ZM115 209V208H114ZM134 209V208H133ZM228 209V210H229ZM72 210V209H71ZM113 210V209H112ZM118 210V209H117ZM137 210V208H136ZM76 211V210H75ZM71 212V211H70ZM74 212V211H73ZM80 212V211H79ZM78 212V213H79ZM102 212V211H101ZM64 213V212H63ZM111 213V212H110ZM109 213V214H110ZM113 213V212H112ZM128 213V212H127ZM101 214V213H100ZM116 214V213H115ZM74 215V214H73ZM99 215V214H98ZM113 215V214H112ZM135 215V214H134ZM79 216V215H78ZM118 216V215H117ZM128 216V215H127ZM126 216V217H127ZM136 216V215H135ZM81 217V216H80ZM79 217V218H80ZM116 216L110 217L108 214L104 215L101 220H105L107 218H114ZM78 218V217H77ZM138 218V217H137ZM158 218V219H160ZM85 219V218H84ZM83 219V220H84ZM127 219V218H126ZM87 220V219H86ZM82 221V222H78L77 224V229H75V235L77 236V238L75 240H79L80 238H83V232H84V227L87 225V227H92L93 225L97 224V221H94V218L88 219V222ZM129 220V219H128ZM127 220V221H128ZM126 221V222H127ZM132 221V220H131ZM162 221H165L164 224H162ZM40 222V221H39ZM137 222V221H136ZM155 222V221H154ZM197 222V221H196ZM222 223L224 224L228 231L226 233L225 236H220L219 234H217V229L215 227L216 223ZM133 223V222H132ZM138 224V223H137ZM142 224V223H141ZM147 224V223H145ZM242 226V225H241ZM185 227L188 228H198L196 230H194L191 234L188 233H184L183 231L185 230ZM70 229V228H69ZM147 229V228H146ZM159 229V230H160ZM143 230H145L143 228ZM148 230V229H147ZM157 230V232L159 231ZM72 231V230H70ZM155 231V230H154ZM219 231V230H218ZM224 231V230H223ZM229 233V237L228 236V232ZM67 232V231H66ZM141 232V231H140ZM146 232V231H145ZM156 232V231H155ZM148 233V232H147ZM161 233V231H160ZM159 233V234H160ZM164 233V234H165ZM253 233V232H252ZM150 234V233H149ZM154 234V233H153ZM162 234V233H161ZM243 234V233H242ZM256 233H254L255 235ZM152 235V234H151ZM176 235H178L179 237H175ZM258 235V234H256ZM255 235V236H256ZM62 236V235H61ZM65 236V235H64ZM60 237V236H59ZM160 237V236H159ZM240 237V236H239ZM63 238V236L61 237V239ZM145 238V237H144ZM143 238V239H144ZM259 238V237H258ZM68 239V238H67ZM141 239V238H140ZM150 239V237H149ZM206 239L209 248L211 249L210 253H203V249H200L199 246L200 243H203L204 240ZM262 239V238H261ZM71 240V239H69ZM147 240V239H146ZM59 241V240H58ZM1 242H3L1 240ZM43 242V241H42ZM36 243L33 244L31 247L30 252L26 250V255L22 257V259H24L26 262H29V264H53L54 259H49L48 255H45L46 251H50L53 248L56 247L57 251H59L61 254L62 250L63 251H67V250H72L71 247H67V245L69 244H65L64 239H62V241L58 242L57 245H55V243L53 245L46 244V243ZM70 242H74V240L72 239ZM152 242V241H150ZM6 243V242H5ZM69 243V242H68ZM79 243L81 244V242L79 241ZM153 243V242H152ZM76 244V243H75ZM78 244V242H77ZM125 244V243H124ZM50 247H49V246ZM79 245V244H78ZM78 245H76L78 247ZM82 245V244H81ZM123 245V243H122ZM217 245H220L217 247ZM75 246V247H76ZM83 246V245H82ZM174 246V245H173ZM179 246V247H180ZM74 247V246H73ZM84 247V246H83ZM122 247V246H121ZM126 246H123V248H125ZM217 247V248H216ZM66 248H68L66 250ZM170 248V247H169ZM173 248V247H171ZM175 248V247H174ZM183 248V247H182ZM181 248V249H182ZM203 248V247H202ZM208 248V249H209ZM30 249V248H29ZM81 249V248H80ZM180 249V250H181ZM196 249V251H195ZM75 250V249H74ZM76 250H78V253H80L79 248H76ZM177 250L175 249L173 251L174 253V260L172 259V261H174L173 264H185L182 260L181 257L177 256ZM178 250L179 255L181 252H183L181 250ZM83 251V250H82ZM81 251V252H82ZM165 251V249L163 250ZM186 251V250H185ZM207 251V250H206ZM47 253V252H46ZM55 253V252H53ZM53 253H51L53 255ZM114 253V252H113ZM203 253V255H202ZM6 253L2 252L0 250V263H5L7 260V256L5 255ZM20 254V253H19ZM65 254V253H64ZM69 254V253H68ZM87 254V253H86ZM184 254V253H183ZM186 254V253H185ZM200 254L202 255V258L199 262V258H200ZM34 255L38 258V259H32V257H34ZM80 257H83V253L78 254ZM89 255V254H87ZM164 255V254H163ZM58 256V255H57ZM165 256V255H164ZM168 256V255H167ZM186 256V255H185ZM21 257V256H20ZM102 257V256H101ZM124 257V256H123ZM171 257V256H170ZM226 257H229L230 259L225 260ZM19 258V257H18ZM55 258V257H53ZM63 258V257H62ZM64 258L66 259V257L64 256ZM115 258V256H114ZM16 260V258H13V260ZM58 259V258H57ZM94 259V258H93ZM14 260V261H15ZM95 260V263L99 264L101 263V260L104 259H99V260ZM167 260V259H166ZM171 260V259H169ZM187 260V261H188ZM11 261V260H10ZM53 261V262H52ZM171 261V262H172ZM185 261V260H184ZM19 262V261H18ZM21 262V261H20ZM24 262V261H23ZM92 259L91 256L88 257V262L86 264H91ZM148 262V261H147ZM7 263V262H6ZM5 263V264H6ZM10 263V262H9ZM12 263V262H11ZM14 263V262H13ZM17 263V262H16ZM155 263V262H154ZM157 263V262H156ZM58 264V263H57ZM75 264H82L79 259H78V263ZM149 264V263H148ZM157 264H166L163 263V261L159 262ZM169 264V263H168Z\"/></svg>",
  "mask_w": 264,
  "mask_h": 264
}]
</instances>
